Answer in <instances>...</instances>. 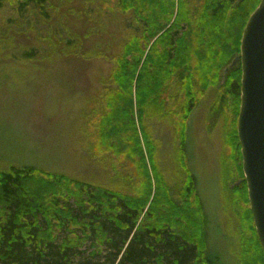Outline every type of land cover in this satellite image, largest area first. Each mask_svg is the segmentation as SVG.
<instances>
[{
    "label": "trees",
    "instance_id": "trees-1",
    "mask_svg": "<svg viewBox=\"0 0 264 264\" xmlns=\"http://www.w3.org/2000/svg\"><path fill=\"white\" fill-rule=\"evenodd\" d=\"M7 1L28 7L47 0ZM117 1L142 27L114 57L115 88L95 128L112 155L131 161L135 192L31 164L0 167V264H212L209 222L187 153L190 115L210 87L218 89V115L230 113L222 124L221 178L236 215L232 254L237 264H264L236 129L240 62L224 73L240 55L244 26L260 0ZM151 118L174 124L177 174L170 183L157 165ZM103 249L109 254L100 259Z\"/></svg>",
    "mask_w": 264,
    "mask_h": 264
},
{
    "label": "rangeland",
    "instance_id": "rangeland-1",
    "mask_svg": "<svg viewBox=\"0 0 264 264\" xmlns=\"http://www.w3.org/2000/svg\"><path fill=\"white\" fill-rule=\"evenodd\" d=\"M16 2L0 1V167L31 164L134 194L138 176L131 161L112 155L95 127L108 90L115 88L114 57L134 31L131 26L142 23L117 0H47L28 7ZM217 91L208 88L190 115L187 153L209 222L208 256L212 264H237L236 215L221 178L227 154L222 124L230 113L218 115ZM173 125L148 120L157 165L168 183L177 174ZM83 249L89 259L92 247ZM108 254L103 249L98 258Z\"/></svg>",
    "mask_w": 264,
    "mask_h": 264
},
{
    "label": "water",
    "instance_id": "water-1",
    "mask_svg": "<svg viewBox=\"0 0 264 264\" xmlns=\"http://www.w3.org/2000/svg\"><path fill=\"white\" fill-rule=\"evenodd\" d=\"M238 62L241 82L237 136L249 208L264 253V0L249 16L241 36L240 55L224 73Z\"/></svg>",
    "mask_w": 264,
    "mask_h": 264
},
{
    "label": "flooded vegetation",
    "instance_id": "flooded-vegetation-1",
    "mask_svg": "<svg viewBox=\"0 0 264 264\" xmlns=\"http://www.w3.org/2000/svg\"><path fill=\"white\" fill-rule=\"evenodd\" d=\"M125 25L127 26L128 23L126 22ZM131 27L134 28V31H138V30H140V25H137V26H134V25H133V26H131Z\"/></svg>",
    "mask_w": 264,
    "mask_h": 264
}]
</instances>
